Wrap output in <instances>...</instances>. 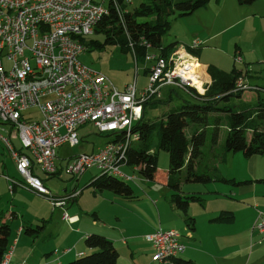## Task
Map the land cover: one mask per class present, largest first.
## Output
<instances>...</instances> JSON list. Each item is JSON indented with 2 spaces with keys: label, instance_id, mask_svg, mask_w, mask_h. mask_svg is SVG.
<instances>
[{
  "label": "built area",
  "instance_id": "obj_1",
  "mask_svg": "<svg viewBox=\"0 0 264 264\" xmlns=\"http://www.w3.org/2000/svg\"><path fill=\"white\" fill-rule=\"evenodd\" d=\"M106 14L105 0H0V141L20 176V181L6 177L11 192L20 185L47 197L53 208L64 205V199L54 197L37 173L58 176V149L65 144L79 146L78 131L88 124L111 141L91 153L70 157L65 173L78 178L96 170L135 181L136 176L122 169L127 167V149L140 141L133 128L144 117V104L160 100L169 86L203 94L194 85V78L202 81L196 67L200 63L184 47L168 57L146 55L149 81L141 93L136 83L121 91L105 75L86 67L81 56L87 48L80 37L92 36ZM142 45L152 50L147 42ZM199 46L195 42L191 49ZM4 61H11L12 68L6 69ZM34 109L40 119H27L26 113ZM119 136L124 139L114 141ZM133 169L138 173L137 167ZM79 195L75 192L70 198ZM64 219L70 220L67 213ZM256 227L264 241V213H259ZM182 238L176 230L160 229L144 239L155 251L152 260L165 263L185 252ZM10 256L7 252L1 264H11Z\"/></svg>",
  "mask_w": 264,
  "mask_h": 264
},
{
  "label": "rangeland",
  "instance_id": "obj_2",
  "mask_svg": "<svg viewBox=\"0 0 264 264\" xmlns=\"http://www.w3.org/2000/svg\"><path fill=\"white\" fill-rule=\"evenodd\" d=\"M96 1L100 2L101 0ZM134 1L138 0H128L127 3H134ZM108 3L109 0H106L105 5L107 6ZM200 10H197L194 15L188 19L173 17L171 19V30L168 35L163 38V44H169L168 42H170V39L174 37L175 34L181 37V40L184 42L183 46L185 47L187 46L191 48L195 42L200 43L201 51L198 53V61L201 66L198 65L196 67L198 69V75L202 78V81L201 79H198V81L200 80L202 85L200 88L197 86V88L198 90H201V93L203 94L206 92V89L209 86L208 84L211 85V82H208V72L204 66H214L215 68L227 73H230L233 68H236L240 72L243 71L241 78L237 81V86L239 84L240 87L237 88L236 92L233 93L228 100L223 101L221 104L223 106L226 105L231 107L235 111H241L245 108H255L258 103L259 96L264 98V0H258L255 4L249 6H240L237 0H221L219 3L212 2L206 9ZM256 12L259 14L258 17H254L252 15ZM91 38L99 40L100 42L105 41V36L103 35H93ZM154 52L156 51L149 50V52H147V56L152 55ZM81 61L92 71L105 75L117 88L125 85L122 90H125L128 85L136 83V74H140L137 85L139 93H141L148 86V77L143 76L142 73L143 70L150 65L145 63L146 65L144 66L143 64L138 63V71H136V62L132 52H123L119 44L106 45L102 49L93 47L82 55ZM4 66L6 69H11L13 63L11 61H4ZM203 67L204 72L202 70ZM240 92H243L241 96L238 94ZM161 100H163V102L160 103L157 108H148L146 116L147 120H159L170 109L177 108L185 102H190L192 104L200 103L198 99H195L183 90L172 86L163 89ZM26 114L27 119H39L37 110H31ZM209 117L210 122L213 125H215L217 120L220 118L216 114H212ZM220 123L223 126H219V138L216 144H213L212 142V132L214 129L213 127L209 128L208 139L206 145L203 147L204 160L200 163L201 171L203 170L213 178L216 176L234 178V173L237 174L239 178H244L243 176L248 178L249 164L253 163L256 165V171L259 172V176H262L260 178H263L264 156H257L249 159L246 158L244 153L241 151L227 154L225 152V142L228 130L225 126L224 119H222ZM188 131L189 129H187V134ZM78 136L81 140V144L79 146L71 147L69 144H65L58 149V156L60 159L91 153L92 151H96L98 148L104 147L109 141L107 135H100V133L91 124L81 127L78 131ZM14 144L17 146L20 142L15 140ZM3 149L4 150L0 148V210L2 207L9 213L12 206L9 207L8 203L13 201V199L12 196L8 195L10 192H8L7 183L2 180V171H4L5 168L4 165L6 164L8 166V171L4 173L5 175L14 177V179H19V175L13 166L9 153L6 151L5 147H3ZM225 156L226 158L223 160ZM253 159H255L256 162H253ZM217 169L218 172H216ZM122 170L123 172L129 175H134L138 178V181L128 182L127 184L131 186L136 196L140 197V199L144 198L143 196L152 198V195L155 194L164 196L170 192V188L164 187L160 181H147L140 175V173L134 171L133 168L124 167ZM169 170V154L162 150H158V180L163 179ZM197 170L199 173V162ZM98 172L99 171L96 170H90V173L86 174L81 179L79 186H77L78 179H75L65 173L62 177H58L48 176L39 171V175L47 182V186L51 190L53 196L65 197V199L60 198V200L64 199L63 201L65 202V204L60 207L67 205L69 201L67 196H70V194L62 196L65 189L70 190L73 185L76 186L78 188L76 191L78 193H81L82 191L83 195L81 196V201L75 202L71 207L75 206L79 212L81 211L79 206L84 205V211H86V209L90 210L87 211L91 214L88 217L90 219H94V212L99 213V209H97L99 200L98 198H94L95 189L93 187L88 188V185L90 184V174L96 176L99 175ZM187 175V168L174 175V181L179 186L182 194L191 196L199 195L200 192V195L208 204L209 209L215 208L218 205H220V207L223 205L231 208L235 207L239 211V218L235 229V232L237 233L241 228L239 223L243 222L244 219L248 217V213H251V211L243 205V202L239 201L237 191H234L236 196H231V191L233 189L231 188L232 186L220 182H213L209 184L191 183L187 181ZM151 188L153 191L150 193L149 190ZM237 190L239 191V189ZM103 193L112 194V192L109 191H105ZM261 194L262 193H258L257 197H260ZM37 196L45 198L40 195ZM96 197H99V193H97ZM262 198H264V196ZM45 199L49 200L48 198ZM76 199L71 198L70 200L74 202ZM77 204H79V206ZM15 206H17V211L19 212L18 203H15L14 207ZM190 207L198 209L196 212L199 214V207L202 206L191 202ZM41 209H45V207H41ZM51 211L52 207L50 206V212ZM66 211L69 216H73L70 208H67ZM20 212H23L26 217L30 216L24 210H21ZM260 212L262 211H258V214ZM82 213L83 212H81V214ZM147 213L148 212H145L144 215ZM189 214H192V211H190ZM252 216L253 213H251V217ZM257 216L259 217V215ZM155 220L158 221V216H155V218L151 216L149 217V220L146 221L150 223V221L155 222ZM171 220L172 219L167 218L165 221L169 223ZM25 221L26 225L29 224L28 222H31L28 219ZM45 225L48 226L49 230L63 231L65 229L60 226V224L55 225L45 223ZM163 228H166L164 224ZM82 250L85 251L84 245ZM146 251L147 252L143 254H147V257H152L154 251L152 246L148 247ZM85 253L90 254V250L87 249ZM261 258L264 259L263 254H261ZM144 260L145 259L142 258V261Z\"/></svg>",
  "mask_w": 264,
  "mask_h": 264
},
{
  "label": "crops",
  "instance_id": "obj_3",
  "mask_svg": "<svg viewBox=\"0 0 264 264\" xmlns=\"http://www.w3.org/2000/svg\"><path fill=\"white\" fill-rule=\"evenodd\" d=\"M220 1L221 0L216 3H219ZM193 15L182 19L191 18ZM252 15L254 17L259 16L258 12ZM168 43L169 44L167 45L164 43L163 46L176 43L180 48L184 47L188 49L191 55L198 60V53L201 51V46L197 49H191L187 46L185 47L183 46L184 42L181 40V37L176 34ZM154 53L160 54V51H156ZM145 63H143L144 66L147 64ZM135 67L136 71H138V64ZM204 67L208 72L209 66ZM204 67L202 68L203 72ZM147 71L148 69L146 67L143 70V76L148 77ZM139 77L140 74H136V85H138ZM208 77V82L212 83V79L209 74ZM124 87L125 85L119 86L118 88L122 91ZM148 108L150 107L146 108V116ZM38 118L40 119V115ZM3 147H5L6 151L9 153L6 146L0 141V148H2V150H4ZM17 147L19 148L20 144H17ZM69 158L70 157L64 159L59 158L58 177H62L65 173L64 168L66 167ZM253 160V162H256L255 159ZM12 163L16 169V164L13 159ZM4 166L6 170L4 168V171H2V180L7 183L8 192L11 193H8V195L12 196L13 201L8 203L9 207L12 206L10 209L11 211L8 213V211L1 207L0 214L3 216V222L7 223L11 228L7 251H10L9 253H11V264L67 263L85 253L87 250L84 242L85 239L91 233L97 232L113 242L119 253V264H175L174 262H154L152 257L155 251H153L152 257H147V254H143L146 253L148 247L151 246V244L145 241L144 238L160 229L164 231L176 230L182 234V241L186 246V250L179 256V259L190 260L195 264H264V259L261 258V254L264 255V241L256 227L258 223V211H262L260 213L264 212V198H262L264 196V184L258 181L259 179H264V177L260 178L262 176H259V172L256 171V165L253 163L249 164L248 178H246V176H243L244 178H239V176L234 173V178L216 176L207 183H204L209 184L213 182H220L232 186L231 188L233 189L231 191V196H236V193L234 192L236 190L239 201L243 202V205L246 206L251 213H253L252 217L251 213H248V217L244 219L243 222L239 223L241 228L237 233L235 232V229L239 218V211L235 207L231 208L225 205L222 207L218 205L215 208L209 209L208 204L200 195V192L197 196L201 197L203 200L201 203L190 200L186 211L178 209L171 201V196L174 191L168 186L169 171L161 180H158L157 173L154 180L155 182L160 181L164 187L170 188V192L164 196L155 194L152 195V198L143 196L144 198L140 199V197L136 196L135 199H125L113 193L108 194L103 192H94V198H98L99 200L97 205L99 213L94 212L95 218L90 219L88 216L91 214L87 212L90 210L86 209V211H84V205L79 206V204H77L81 210L79 212L75 206L71 207L75 202L81 201V196L83 195L82 191L76 201H71L70 196H68L69 201L67 205L53 208L51 202L45 199L47 197H39L34 194V192L32 193L30 190L23 188L20 185L15 187L14 192H11L9 189V183L6 179V177L10 176L4 174L8 171V166L6 164ZM89 173L90 171L86 172L81 177L75 178L78 179L77 186H79L81 179ZM37 174L39 178L42 179L39 173ZM93 176L94 175L90 174L89 183H91L94 178ZM10 178L14 179V177ZM15 180L20 181V176L19 179ZM42 180L45 183V186L49 189L47 182L44 179ZM136 181H138V179L130 182ZM233 181L237 183L240 182V184H235ZM77 189L78 188L73 185L70 190L65 189L62 196L71 195L77 192ZM237 189H239V191ZM49 191L51 192L50 189ZM149 191L151 193L153 189L151 188ZM97 193H99V197H96ZM258 193H262L260 197H257ZM56 198L65 199V197ZM191 202L202 206L199 207V214L196 212L198 209L190 207ZM15 203H18L19 212L17 211V206L14 207ZM50 206L52 207L51 212ZM41 207H45V209H41ZM67 208H70L73 213V216L68 215L70 220L64 219V214L67 213ZM21 210L26 211L30 216L26 217L23 212H20ZM190 211H192V214H189ZM81 212L83 213L81 214ZM145 212L148 213L144 215ZM224 213L233 214V221H216V219ZM151 216L154 218L155 216H158V221L155 220V222L150 221V223H148L146 220H149V217ZM189 217L194 219V224L191 226H189V222L187 220ZM167 218L172 219L171 222L167 223L165 221ZM27 219L31 221L28 222V225H26L25 221ZM43 222L55 225L60 224V226L65 229L63 231L49 230L48 226L45 225L44 229L40 233L25 231L27 229L34 230L36 227L44 225L45 223L43 224ZM163 224L166 228H163ZM83 245L85 247V251L82 250ZM69 249L71 251L66 253L65 251ZM142 258L145 260L142 261Z\"/></svg>",
  "mask_w": 264,
  "mask_h": 264
},
{
  "label": "trees",
  "instance_id": "obj_4",
  "mask_svg": "<svg viewBox=\"0 0 264 264\" xmlns=\"http://www.w3.org/2000/svg\"><path fill=\"white\" fill-rule=\"evenodd\" d=\"M127 1L109 0L106 6L108 14L102 17L93 34L105 36V41L100 42L91 36L80 37L87 48L86 51L93 47L102 49L106 45L119 44L123 52H132L135 61L143 64L149 51L142 45L145 41L150 44L153 51H160L161 56L168 57L180 48L176 43L163 46V38L168 35L172 27L171 19L191 16L197 10L207 8L212 2L219 0H138L130 4ZM237 1L240 6H249L258 0ZM208 74L212 83L207 87L206 92L200 94L191 88L192 91L189 93L191 97L199 100V104L185 102L177 108L170 109L161 119L151 121L146 119V108H157L163 100L154 99L145 103L144 117L133 128V134L138 135L140 141L130 145L126 152V166L137 167L140 175L151 182L155 180L158 173V150L169 154L168 186L174 191L171 201L182 211H186L190 200L200 203L203 200L197 195H182L174 181V175L187 168L188 182L204 184L213 178L200 168V163L204 160L203 147L206 145L210 127L214 129L212 142L216 144L219 138V126H223L220 121L225 120L228 130L225 142L227 154L241 151L249 159L264 156V98L259 96L258 103L253 109L245 108L235 111L231 107L223 106L221 103L236 92L237 81L241 78L242 72L233 68L230 73H227L209 66ZM238 94L241 96L243 92ZM212 114L221 118L215 125L211 124L209 119ZM187 129H189L188 134ZM107 137L110 142L111 137ZM122 137L119 136L114 141H121L124 139ZM258 181L264 184V179ZM233 182L240 184V182ZM127 183L113 175L99 173L94 176L89 187H94L95 192L109 191L125 199H135L136 195ZM233 219V214L224 213L216 221L231 222ZM187 220L189 226L194 224L193 218L189 217ZM44 227L45 224L34 230L25 231L40 233ZM10 235L11 228L3 222V216L0 214V264L7 254ZM84 242L90 254H81L78 258L64 264H119V253L107 237L91 233ZM174 263L195 264L193 261L179 259V257Z\"/></svg>",
  "mask_w": 264,
  "mask_h": 264
},
{
  "label": "bare ground",
  "instance_id": "obj_5",
  "mask_svg": "<svg viewBox=\"0 0 264 264\" xmlns=\"http://www.w3.org/2000/svg\"><path fill=\"white\" fill-rule=\"evenodd\" d=\"M197 81H198V79L194 78V85H196V87L199 86V88H200V86L202 85V83H200V80L198 82ZM199 91L201 92V90H199Z\"/></svg>",
  "mask_w": 264,
  "mask_h": 264
}]
</instances>
